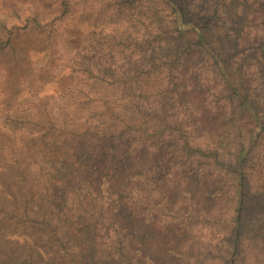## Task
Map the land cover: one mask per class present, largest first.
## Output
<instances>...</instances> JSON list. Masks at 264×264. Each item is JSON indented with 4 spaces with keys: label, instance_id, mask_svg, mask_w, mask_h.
<instances>
[{
    "label": "trees",
    "instance_id": "trees-1",
    "mask_svg": "<svg viewBox=\"0 0 264 264\" xmlns=\"http://www.w3.org/2000/svg\"><path fill=\"white\" fill-rule=\"evenodd\" d=\"M109 2L162 22L120 36L101 20L84 100L57 125L0 130V264H264V77L248 60L264 0ZM188 59L210 84L176 111Z\"/></svg>",
    "mask_w": 264,
    "mask_h": 264
},
{
    "label": "rangeland",
    "instance_id": "rangeland-1",
    "mask_svg": "<svg viewBox=\"0 0 264 264\" xmlns=\"http://www.w3.org/2000/svg\"><path fill=\"white\" fill-rule=\"evenodd\" d=\"M109 1L71 0L64 14L59 0H0V45L5 49L0 58L1 131L12 133L15 127L17 132L25 133L37 124L43 126L52 122L57 125L56 118H60V114L64 116L68 106L84 100L81 82L84 76L78 69L90 55L88 47L93 50L94 41L99 42L110 33H103L101 20L120 36L137 35L144 25L157 28L162 22L154 6L143 11L118 13L115 7L106 6ZM180 29L187 27L180 26ZM8 40L15 52L9 50ZM167 42L172 43L169 50L182 45L176 40ZM252 58L258 62V71L264 77V54L251 53L248 60ZM129 63L126 59L114 68L126 71ZM197 66L195 59L186 61L180 91L173 103L175 110H184L185 103L200 101V88L210 84L209 75L198 71ZM96 86L93 96L103 97L104 85ZM114 98L119 101L117 94ZM258 100L264 110L263 86L258 91ZM38 128L39 133L48 130Z\"/></svg>",
    "mask_w": 264,
    "mask_h": 264
}]
</instances>
